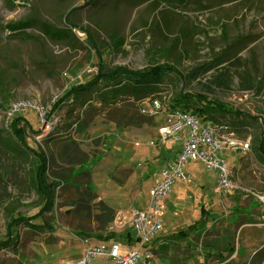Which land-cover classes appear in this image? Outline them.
I'll list each match as a JSON object with an SVG mask.
<instances>
[{"label": "rangeland", "instance_id": "obj_1", "mask_svg": "<svg viewBox=\"0 0 264 264\" xmlns=\"http://www.w3.org/2000/svg\"><path fill=\"white\" fill-rule=\"evenodd\" d=\"M231 43L226 65L237 62L229 65L227 78L214 83L215 77H225L220 68L225 64L217 65V56ZM101 62L131 69L172 63L187 75L184 92L206 94L233 115L252 118L241 140L250 137L251 143L253 133L264 129L263 94L242 90L238 78L242 71L253 77L263 69L264 0H0V133L7 129L12 102L33 101L44 117L35 110L20 117L30 125L22 123L28 147L39 150L42 137L64 123L66 107L49 113L53 99L70 85L89 81ZM165 79L174 92L184 87L174 74ZM83 111L90 123L71 134V148L48 170L49 182L58 183L48 212L38 213L41 206L22 163L7 166L0 158V264H69L82 256L85 238L94 242L114 234L123 240L131 229L132 207L145 205L149 187L178 150L175 145L167 151L161 144L158 128L166 124L165 113H150L131 99ZM60 137L54 140H65ZM227 166L240 190L219 195L214 192L216 170L198 161L185 163L194 177L187 175V183L175 180L170 194L184 189L180 214L186 217L197 212L198 202H206L207 229L199 239L171 243L164 252L158 250L161 234L150 264H264V198L258 197H264V167L251 150L241 158L229 153ZM57 172L68 179L60 181ZM176 207L171 204L169 210ZM169 210L163 215L165 228H170ZM10 214L47 223L51 231L21 224L15 241L4 246ZM232 246L236 250L225 262L218 258Z\"/></svg>", "mask_w": 264, "mask_h": 264}, {"label": "trees", "instance_id": "obj_2", "mask_svg": "<svg viewBox=\"0 0 264 264\" xmlns=\"http://www.w3.org/2000/svg\"><path fill=\"white\" fill-rule=\"evenodd\" d=\"M120 45L117 44V47L119 48ZM233 45L234 43L229 44V47L217 56L216 60L219 62L217 65L225 64L220 67L222 71H225L223 73L225 77L222 78L221 75L215 77L214 83H218L219 80L221 81V79L227 78L231 71L230 66L233 67L236 64L237 61H235V64L230 63L226 65L231 60L232 55L230 51H232ZM213 66L211 65L210 67L212 68ZM178 71L180 70L169 62L152 63L142 69H131L126 66L109 67L104 62L99 63L97 71L89 81L70 85L51 102L49 113H55L61 110V108L66 107V115L63 119L64 123L60 128L50 130L42 137L39 150L28 147L26 143L25 128L22 123L24 122L23 124L27 127L30 125L23 117L16 115L8 121L7 129L2 131L3 134L0 133V158L2 161L6 159L9 162L7 166L22 163L21 165L27 169L29 185L37 196V205L41 206L38 212L39 214L48 212L54 205L55 188L58 183L49 182L47 173L50 166L54 168V161L56 159L62 162L61 156L69 151L73 143L71 134L73 132L81 133L88 126L90 119L82 117L81 114L83 110L85 111L87 108H91L94 104H99L102 108H105L121 101L122 98L131 99L135 103H139L149 97L159 99L166 97L168 98L166 106L169 109L190 111V113L199 115L214 124L225 125L229 131H232L240 138L241 133L250 132L249 126L253 125L252 118L240 113L238 114L235 111L236 115H233L225 103L217 99H209L206 94L184 92L185 78L187 75L183 76ZM169 74L178 76L183 82L184 87L178 92H174L171 82L165 79ZM238 78L240 80L239 87L242 90H256V93L263 94L262 102L264 106V65L260 74L251 77L249 72L242 71V73L238 74ZM165 99L163 103H166ZM0 108L4 109V106L0 104ZM223 115H230L232 119L228 121L219 120V117ZM31 130L36 135L41 134L37 130ZM57 136H61L60 138H65V140L61 141V143L60 141L54 140L57 139ZM94 142L95 140L91 141L90 145ZM44 146L51 151L49 153L50 156L44 150ZM250 150L257 163L264 167V129L261 132L253 133ZM54 151H57V156H53ZM57 175L62 182L68 179L60 172H57ZM2 181L3 175H0V185H3ZM21 224L34 230L51 231V226L47 223H39L35 222L33 218L10 214L6 226L9 242L4 246L15 241L14 235L16 229ZM201 227L195 223L169 235L167 237L168 241L161 244L159 250L161 252L166 251L170 243L177 242L190 234L199 236ZM198 230L199 232L197 233ZM124 236L125 238H130L131 231H127ZM110 237L115 236L114 234H109L104 239ZM234 251L235 248L232 246L228 249L226 256L220 254L217 256L225 262L227 256Z\"/></svg>", "mask_w": 264, "mask_h": 264}, {"label": "built area", "instance_id": "obj_3", "mask_svg": "<svg viewBox=\"0 0 264 264\" xmlns=\"http://www.w3.org/2000/svg\"><path fill=\"white\" fill-rule=\"evenodd\" d=\"M54 100V99H53ZM150 109V113H165L166 124L158 128V135L165 150L177 145V152L161 167V179L154 183L143 207H132L130 238L120 240L115 237L91 242L83 239V254L69 264H150L155 258L157 246L154 245L163 232V215L167 209L170 189L175 180H187L185 163L198 161L208 169L216 170L217 181L214 192L231 194L240 188L232 181L231 169L227 166V155L232 153L241 158L250 151V137L241 140L225 125L214 124L189 111L169 109L156 97L145 98L139 102ZM38 111L41 119L45 111L30 100H18L8 107L7 118ZM260 121L261 117L258 118ZM8 120V121H9ZM263 200V196H258ZM159 250V248H158Z\"/></svg>", "mask_w": 264, "mask_h": 264}, {"label": "crops", "instance_id": "obj_4", "mask_svg": "<svg viewBox=\"0 0 264 264\" xmlns=\"http://www.w3.org/2000/svg\"><path fill=\"white\" fill-rule=\"evenodd\" d=\"M186 174L187 175H190V177H194L193 174L190 173V172H187L186 171ZM159 176H160V174H159ZM157 181H159V180L155 179L152 182L151 186L154 183H156ZM188 181L189 180H186V181H183V182L184 183L185 182L187 183ZM203 186L204 185H202V191H203ZM150 187H149V189H150ZM183 190H184L183 188L180 189V187H179V190L175 194H173V195L170 194L171 196L168 197V200H167V209L166 210H169V207H170L171 204H173L174 206H177V207H176V209L174 211L169 210L171 212V215H170L169 220H168L167 223L170 225V228L169 227L168 228H165L164 227V221H163V232H162V236H165L164 239H166V240H163V238H162V242L158 245V248L160 247L161 244H163V243H165V242L168 241L167 237L169 235H171V234H173V233H175V232H177V231L185 228L188 225H191V224H195L196 223L198 226H202L201 227V232H199V230L197 231V233L199 232V236L190 234L189 236H186V237L178 240L177 242H180L182 240H191L192 238L199 239L203 235L204 231L207 229L208 221H207L206 210H205L206 209V205H205L206 202H205V204H204V202H198V210H197V212H195L193 214L190 213V214H188L187 217L186 216H183L182 214H180V211L182 209L180 204H183L182 202L186 198V195H185V193H184ZM204 191L206 192V189L205 188H204ZM148 193H149V190H148ZM204 194H205V198L208 199V196H207L208 193L206 192ZM204 210H205V212H203ZM179 226H182V227L179 228L177 231H174ZM130 231H131V229H130ZM167 232H170V233H169V235L166 236ZM157 240H159V239H157Z\"/></svg>", "mask_w": 264, "mask_h": 264}]
</instances>
